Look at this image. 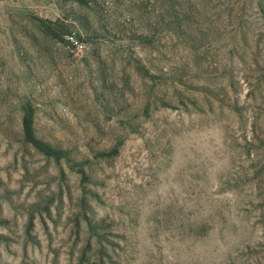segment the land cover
I'll list each match as a JSON object with an SVG mask.
<instances>
[{
	"label": "rangeland",
	"instance_id": "obj_1",
	"mask_svg": "<svg viewBox=\"0 0 264 264\" xmlns=\"http://www.w3.org/2000/svg\"><path fill=\"white\" fill-rule=\"evenodd\" d=\"M174 1L0 0V264H264V0Z\"/></svg>",
	"mask_w": 264,
	"mask_h": 264
},
{
	"label": "trees",
	"instance_id": "obj_2",
	"mask_svg": "<svg viewBox=\"0 0 264 264\" xmlns=\"http://www.w3.org/2000/svg\"><path fill=\"white\" fill-rule=\"evenodd\" d=\"M162 3H164V6H162V12L166 11V15L170 13H174V11L178 12V10H176V7H175L178 4H176L174 0H163ZM35 20H36L35 22L38 21L39 27H41L42 30H44L46 34H49L53 36L54 38L61 39V40L64 37L66 32L60 35L58 34L57 30L50 28V26L46 25L43 20H39L38 18H35ZM161 20H164V19L161 18ZM77 37H78L77 40H81V36L78 35ZM23 131L28 141H30L31 144H33L36 148H38L40 151L44 152L48 156L54 155L57 158L69 157V155L66 154V151H63L60 149L56 150L49 143L38 138V136L36 135L35 127H34V113L31 107L26 108V111L24 112Z\"/></svg>",
	"mask_w": 264,
	"mask_h": 264
}]
</instances>
